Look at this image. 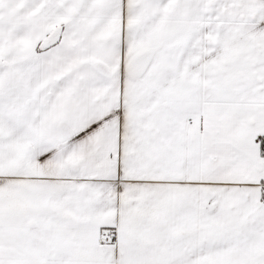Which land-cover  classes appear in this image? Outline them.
<instances>
[{"label": "snow or ice", "instance_id": "snow-or-ice-1", "mask_svg": "<svg viewBox=\"0 0 264 264\" xmlns=\"http://www.w3.org/2000/svg\"><path fill=\"white\" fill-rule=\"evenodd\" d=\"M0 264H264V0H0Z\"/></svg>", "mask_w": 264, "mask_h": 264}]
</instances>
